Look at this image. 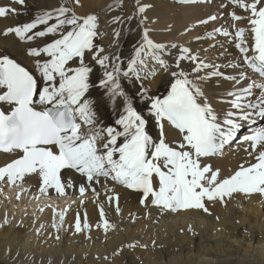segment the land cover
<instances>
[{
  "label": "snow or ice",
  "instance_id": "obj_1",
  "mask_svg": "<svg viewBox=\"0 0 264 264\" xmlns=\"http://www.w3.org/2000/svg\"><path fill=\"white\" fill-rule=\"evenodd\" d=\"M14 2L24 5L25 0ZM178 2L192 4L203 0ZM230 2L247 13L245 16L235 11L229 13L235 29L233 42L243 65L257 73L261 82L239 86L246 79L244 72L225 77L234 83L233 90L227 92L231 98L228 101L230 110L222 117L202 88V83L210 77L224 75L217 70L218 66L206 63L188 47L155 42L147 28H143L125 67L118 54L106 53L105 48L96 43L105 33L99 30V18L95 13L80 15L74 7L60 4L42 11L30 22L7 27L3 34H14L21 42L46 37L51 40L26 50L27 56L33 58L40 82L15 59L0 55V103L10 108L8 112L0 110V152L15 154V158L0 166V182L12 186L35 175L40 181V193L48 194L49 189H54L64 196L68 188L75 187L71 177L64 179L61 175L62 170L70 169L87 181L79 186L81 197L103 177L141 193L142 205L150 199L153 206L174 213L192 209L210 214L206 202L226 204L238 194L264 197V128L242 137L241 143L249 145L245 151L250 149L249 154H255V163L241 164L223 178L220 169L202 163L204 158L222 154V149L237 138L245 123H254L256 117H264V0ZM72 3L83 7L81 0H72ZM112 7L108 5L110 11ZM148 7L150 5L136 0L135 16H142ZM18 11L0 7V17L18 14ZM146 19H140L139 25L142 26ZM216 19L217 16L209 15L199 23L207 24ZM241 20H246L249 27L236 28L235 22ZM112 22L123 21L115 16ZM246 32L251 33V46L245 38ZM214 33L225 37L233 35L225 28H216L207 35L212 37ZM113 34L115 41L120 32L114 29ZM169 47L179 52L174 60L175 70L165 59ZM86 55H90L91 61L101 70L96 86L103 89L104 99L113 107L117 100L121 102L115 126L99 120L95 101L87 96L93 87L90 74L94 68L86 63ZM184 60L194 65L191 75L180 67ZM149 62H154L156 68H149ZM209 68L212 71L200 74ZM157 69L172 77L167 95L162 98L148 95V89L143 86L144 80L156 76ZM122 78L140 82L139 92L150 102L149 114L159 131L158 138L154 139L146 130L147 121L121 87ZM254 89L259 91L258 96ZM165 122L180 137L175 147L167 142ZM154 180H158V187L154 186ZM92 190L98 198L99 193L95 188ZM106 199L109 203L118 201V194L108 189ZM98 207L101 223L97 227L107 232L115 225L106 219L103 204ZM66 211L56 213L54 210L52 227L57 232L64 223ZM116 211L119 214L118 204ZM57 215L59 222L55 220ZM4 223H8L6 217ZM90 227L87 215L82 224L77 214L74 231L81 233ZM55 238L60 239L59 235ZM136 246L137 243L124 245L127 248ZM113 254L118 255L119 250Z\"/></svg>",
  "mask_w": 264,
  "mask_h": 264
},
{
  "label": "bare ground",
  "instance_id": "obj_2",
  "mask_svg": "<svg viewBox=\"0 0 264 264\" xmlns=\"http://www.w3.org/2000/svg\"><path fill=\"white\" fill-rule=\"evenodd\" d=\"M140 3L150 7L146 8L142 16L136 17V0H81L83 7L74 5L72 0H25L24 5H19L14 0H0V7L19 10L18 14L9 13L0 17V55L6 54L15 59L40 82L33 58L27 56L26 50L29 46H42L50 41L51 37L21 42L14 34L3 33L7 27L30 22L42 11L65 4L74 7L80 15L95 13L98 16V28L105 35L98 37L96 43L103 46L106 53L118 54L125 67L143 28L149 29L150 38L155 42L188 47L194 55L203 60L205 56L209 58L210 55L209 63L217 65V70L224 75L210 77L202 83V88L221 117L230 110L228 101L231 98L227 96V92L233 90L234 83L225 77L237 76L244 72L246 79L242 80L239 86H246L252 81L261 82L260 77L247 65H243L233 42L235 29L231 26L233 22L229 13L235 11L241 16L247 13L234 7L230 0H203L192 4H183L178 0H140ZM110 4L113 5L111 11L108 8ZM217 8L221 9L217 13L220 22L199 23ZM115 16H120L123 22L113 23ZM128 16L135 18L128 21L125 19ZM144 17L147 19L140 26L139 20ZM235 26L249 27L246 20L235 22ZM216 28L228 29L233 35L225 37L214 33L209 37L207 33ZM114 29L120 32L115 41ZM245 38L251 46V33L246 32ZM178 54V49L169 47L165 56L173 70ZM249 55L252 53L249 52ZM85 60L94 68L90 74L93 87L87 96L95 101L99 120L105 125L115 126L121 102L117 100L113 107L104 99L103 89L96 86L101 78V70L91 61L90 55H86ZM237 64L241 66H229ZM180 67L191 75L194 65L184 60ZM149 68H156L155 63L149 62ZM210 71L211 68L205 69L200 74L204 75ZM171 79L168 73L157 69L156 76L144 80L143 86L148 89V95L162 98L170 87ZM121 87L137 112L146 119L148 133L154 139L158 138L159 131L149 114L150 102L139 92L140 82L134 78H122ZM254 92L257 96L260 94L258 90L254 89ZM36 107L39 109L40 106ZM243 128L245 131L237 140L225 145L222 154L202 160V163L210 164L213 169H220L221 178L232 174L241 164L247 166L256 162L255 154L250 155V149L245 151L249 145L241 141L244 135L264 128V117H256L254 123L247 122ZM165 131L167 142L175 147V142L180 138L177 131L166 122ZM13 158L15 154L0 153V166ZM61 175L64 179L71 177L75 182V187L68 188L64 196L58 195L54 189H49L48 194L40 193V181L35 175H29L24 181H17V184L12 186L0 182V196L5 194L3 202L7 203L0 204V264H264V197L259 194L234 195L226 204L219 201L206 202L210 214L192 209L174 213L153 206L150 199L142 205L141 193L127 189L110 179L106 181L103 177L100 178V183L93 184L85 196L81 197L79 186L87 181L70 169L62 170ZM154 186L158 187V180H154ZM93 188L99 193L98 198ZM108 189L118 194V201H107ZM99 204L104 206L106 219L115 225L107 232L97 227L101 223ZM117 204L120 208L119 214L116 211ZM26 208H30L33 214L26 211L24 217H18L16 210L22 209L20 212L23 213ZM35 208H38L40 213L36 212L38 210L34 211ZM65 209L67 211L64 223L57 232L52 227L54 210L59 213ZM77 214L82 224L85 214L87 215L91 226L88 230L81 233L74 231ZM5 217L7 224L4 223ZM55 220L59 222L58 215ZM57 235L59 240L55 238ZM129 243H137V246L124 247ZM117 250L119 254L114 255Z\"/></svg>",
  "mask_w": 264,
  "mask_h": 264
},
{
  "label": "rangeland",
  "instance_id": "obj_3",
  "mask_svg": "<svg viewBox=\"0 0 264 264\" xmlns=\"http://www.w3.org/2000/svg\"><path fill=\"white\" fill-rule=\"evenodd\" d=\"M221 11V9L220 10H218V8L217 9H215V11L212 13V14H210V15H215V16H218L219 17V15L217 14L218 12H220ZM217 17V18H218ZM214 22L216 23V22H220L219 21V19H216V20H214ZM189 30H190V28H188ZM183 36H184V34H183ZM211 56L209 55V58L208 57H206L205 56V58H204V60H205V62L206 63H209V61H210V58ZM211 62V61H210ZM209 64H211V63H209ZM243 131H245V129L243 128V129H241L240 130V132L238 133V136H237V138L236 139H238L239 138V136L241 135V133L243 132ZM235 139V140H236ZM234 140V141H235ZM5 194H2L1 196H0V204L2 205L4 202V200H3V196H4ZM5 205L7 204V203H4ZM0 205V206H1ZM54 205V204H53ZM1 209V208H0ZM20 210H22V209H18V210H16L19 214H20V216H19V214L17 215L18 217H21V216H23L25 213H26V211H28V212H30L31 211V214H33V212H32V210H30V208H26V209H23V213L22 212H20ZM36 210H38V208L36 209H34V211H36ZM37 213H40V211L38 210V211H36ZM22 213V214H21ZM34 214H35V212H34ZM26 215V214H25ZM13 216L15 217V215L13 214ZM16 216V217H17ZM24 217V216H23ZM16 225V224H15ZM22 264H24V263H22ZM25 264H27V262H25Z\"/></svg>",
  "mask_w": 264,
  "mask_h": 264
}]
</instances>
